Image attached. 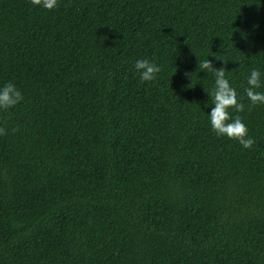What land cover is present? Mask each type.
Wrapping results in <instances>:
<instances>
[{"label": "trees", "instance_id": "16d2710c", "mask_svg": "<svg viewBox=\"0 0 264 264\" xmlns=\"http://www.w3.org/2000/svg\"><path fill=\"white\" fill-rule=\"evenodd\" d=\"M207 55L250 148L208 127ZM250 67L264 86V0H0V83L23 94L0 113V264H264Z\"/></svg>", "mask_w": 264, "mask_h": 264}, {"label": "clouds", "instance_id": "9594fccd", "mask_svg": "<svg viewBox=\"0 0 264 264\" xmlns=\"http://www.w3.org/2000/svg\"><path fill=\"white\" fill-rule=\"evenodd\" d=\"M32 2L48 10L58 5V0H32ZM209 55L200 59L197 64L200 71L205 73L207 70L212 74L210 87L205 89L202 86L208 97L205 101V107L208 108L205 112L208 127L217 137L234 139L242 148H250L254 140L248 134L247 124L239 115L245 105L238 95L237 86L230 83L226 75L227 70L223 66H213L208 59ZM132 68L140 82L153 81L161 71V66L147 57L136 58L132 62ZM261 75L258 68L250 67L244 77L243 96L247 98L249 106L264 105V86H262ZM22 99L23 94L14 82L5 80L0 83V113L7 112L18 105ZM4 132L5 128L0 126V134Z\"/></svg>", "mask_w": 264, "mask_h": 264}]
</instances>
